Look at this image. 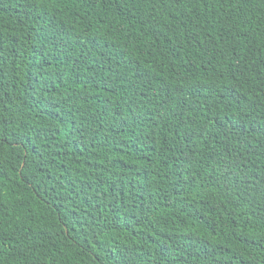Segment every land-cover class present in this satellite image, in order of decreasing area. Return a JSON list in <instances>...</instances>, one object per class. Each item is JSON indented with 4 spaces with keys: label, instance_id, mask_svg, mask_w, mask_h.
I'll list each match as a JSON object with an SVG mask.
<instances>
[{
    "label": "trees",
    "instance_id": "trees-1",
    "mask_svg": "<svg viewBox=\"0 0 264 264\" xmlns=\"http://www.w3.org/2000/svg\"><path fill=\"white\" fill-rule=\"evenodd\" d=\"M0 264H264V0H0Z\"/></svg>",
    "mask_w": 264,
    "mask_h": 264
}]
</instances>
